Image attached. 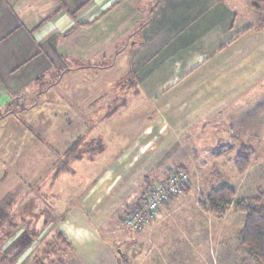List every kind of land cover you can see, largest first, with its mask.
I'll list each match as a JSON object with an SVG mask.
<instances>
[{"label":"crops","instance_id":"crops-1","mask_svg":"<svg viewBox=\"0 0 264 264\" xmlns=\"http://www.w3.org/2000/svg\"><path fill=\"white\" fill-rule=\"evenodd\" d=\"M111 72L109 88L90 90L87 115L68 119L57 148L62 156L80 138L79 154L98 153L43 184L45 210L34 207L32 191L19 204L9 201L13 214L23 204L17 213L35 221L23 224L31 235L64 237L60 249L44 246V261L66 264L69 254L77 264H193L187 252L192 255L193 242L205 233L199 264H260L240 243L244 214L232 205L218 219L214 245L208 244L213 233L206 239L208 227L197 234L193 215L207 216L197 206L204 197L191 195L192 189L185 195L188 186L142 230L126 229L123 217L171 169L197 180L215 171L236 199L264 187V148L256 147L264 140V13L250 0H0V131L18 103L37 105L68 74ZM54 132L46 130L48 141ZM45 145L44 156L55 151ZM244 145L253 152L239 176L234 158ZM6 152L13 151L0 150V172L13 161L4 160ZM68 202L72 206L63 209ZM173 244L179 245L175 259L159 257ZM134 247L145 248L144 258Z\"/></svg>","mask_w":264,"mask_h":264},{"label":"rangeland","instance_id":"rangeland-1","mask_svg":"<svg viewBox=\"0 0 264 264\" xmlns=\"http://www.w3.org/2000/svg\"><path fill=\"white\" fill-rule=\"evenodd\" d=\"M113 75L114 73L112 72L98 75H94L91 73H81L75 75L68 74L64 77V79L59 83L57 87H54V89L51 90L47 96H45V98L39 99L38 104L31 112L23 109V106H19L18 103L14 114L10 119L7 120L5 128L1 129L0 131V150L8 151L11 149L13 151L6 152V155L3 157L7 163L8 161H13L9 164V167L4 166L3 169H1V171L3 172H0V207L7 203L8 205H10L9 201H11L12 199H14V202L17 201L19 204L20 201H24L23 193H30L31 191L34 194V207L38 211H41V209L45 210L48 207V203L46 202V196L42 195V186L43 184L47 183V180L49 182V176L53 173L51 171L54 170L57 161L62 158L60 155H58L61 152L60 140L62 138V128L65 127L68 122V119H74L72 118L73 116H75L76 118L79 116L81 117L82 115H87L88 112L85 110H87L89 104L91 103V97L93 95L92 91L90 90L94 89L95 87H99V85H102V88H104L105 86L109 88V84L112 82ZM58 78L59 75H57L55 78H52L49 82H47L41 87V90H45L54 82L56 83ZM118 91L119 89L117 90L113 88V96H117V94L120 93ZM101 94L104 95V91H102ZM30 105H33V102L27 103L25 106L29 107ZM83 125L84 124H82L81 129L82 132L87 131V129L84 128ZM86 125L87 124L85 123V127ZM47 129H49L50 132L55 129L54 136H52L49 141L48 138L50 135L45 133ZM3 133L4 135L1 136ZM24 133L26 137L24 136ZM7 135L10 136L11 139H9ZM26 139H28L29 142H26ZM26 144H28L29 146H26ZM42 144L44 146H46L45 144H47L50 147L52 145L53 147H55V151H50L51 154L48 153L47 156H44V149L42 148ZM242 147H247V145H244ZM256 147L264 148V140L257 141ZM27 148H29L28 151ZM94 150L96 149L94 148ZM83 151L85 152V150ZM216 153H219V151H216ZM200 158L201 157H197L198 160ZM207 158L210 159L211 157ZM48 161H53L54 164H52L53 166L50 165L49 170L47 171L45 169L47 167ZM205 166L198 165V169H202ZM204 169H206V167ZM230 172H232V168L231 170L228 169L226 173H224V181H226V178L230 177V174L228 175V173ZM234 172L235 174H237L235 166ZM190 173H188V189L190 190V193L187 192L188 194L186 193L185 195H190L192 189L194 190V192H192L191 195L204 197L201 198L199 201L205 200L208 193L212 189H218L223 186V182H217L218 174L215 171L207 170L206 173L200 175L198 180L195 179L193 176H191V178ZM66 176L70 178L69 175ZM202 182H207L210 187L200 188L198 185L201 186L200 183ZM213 184H217V186L213 187ZM37 187H39L40 189H38ZM258 191L264 192V187L258 189ZM11 204L12 205L7 207L12 208L13 203ZM18 204H16L17 209L15 213V218L18 224L20 223L19 218L22 217V219H24V221H22L23 224L29 226L32 222L34 223L33 226H35V221L26 216L29 214L25 212H22L24 214L17 213L20 212V210L23 211L24 209L23 204ZM62 205L63 209L65 210H69V208L72 206V204L69 202L63 203ZM28 206L29 205L26 204L25 208H27ZM197 206L207 216H203L202 218L193 215V228L194 230L200 231L197 232V234L200 236L202 228L208 227V230L210 231V236L206 235V239L208 238V241H210V238L212 236L211 234L213 233V239L208 244L214 245L216 240L219 239L218 235L216 234L218 233L216 230V225L219 223L218 219L222 217H219L213 213L203 211L200 208L199 204ZM231 209H234L233 206L231 207ZM206 221H208V224L206 223ZM178 222L183 223L184 220ZM23 224L19 225L15 234L9 239L6 238V236L4 235L5 232L0 235V249L3 250L2 252H0V254L3 253L5 255V259L0 260L1 264H30L32 252L33 254L37 253L40 257L41 251L43 250L44 246L48 247L49 249L52 248L55 250L57 248L60 249L62 247L60 246L58 241L54 239L53 235L52 237H49L43 232H40L39 230H41L42 228H40L38 230L39 232H37L36 234L33 233L31 235L29 232V230L31 229H27L26 231ZM36 227L39 228L41 227V225L37 223ZM232 227L235 230L237 228L236 225H232ZM43 229V231H47L46 228ZM204 234L202 235L201 239L200 237L197 239L198 243H195V241L193 242L192 247H194V249L191 250L193 251L192 255L191 253L187 252V254H190L189 258L192 257L193 264H199L200 255L204 253L202 252L206 245V241L202 240L204 239ZM6 239L8 240L6 241ZM202 244L205 245L202 247L201 251L200 249ZM167 247L168 248L166 250L161 249V254L159 255V257L167 259L166 257L168 256L169 259H175L179 252V245L173 244L168 245ZM185 251H188L187 246ZM133 253L135 254V256L138 253H141L140 257H143V255L145 254V248L137 249V247H134ZM65 263L77 264V262L70 260L69 254L66 257Z\"/></svg>","mask_w":264,"mask_h":264},{"label":"trees","instance_id":"trees-1","mask_svg":"<svg viewBox=\"0 0 264 264\" xmlns=\"http://www.w3.org/2000/svg\"><path fill=\"white\" fill-rule=\"evenodd\" d=\"M251 6L254 10L262 11L264 13V0H250ZM36 106L35 103H33ZM28 108V106H23V109H31L34 106ZM113 112V111H112ZM111 112V113H112ZM4 115H0V119ZM82 140L77 138L65 151L64 155H62L61 159L57 161L55 164L54 170L51 172L49 176V182L52 184L55 180L64 173H68L70 171V164L74 161L81 162L85 158H92L94 155L98 153L97 150L88 149V155L86 152L81 150L79 154V146L81 145ZM252 155V149L249 147H241L234 159V166L236 173L238 175H243L250 164V158ZM173 170V169H171ZM170 170V171H171ZM183 170V169H179ZM169 171V172H170ZM184 171V170H183ZM169 172L166 173L165 178L163 180L155 181L160 184L164 183L169 177ZM186 172V171H184ZM187 173V172H186ZM188 174V173H187ZM188 183L182 188V192L184 188L187 187ZM145 195L143 196L144 199ZM142 199V200H143ZM141 200V201H142ZM264 194L262 192H258L253 197H248L245 199H236L235 193L232 189L228 187H220L218 189H212L205 200H201L198 202L200 208L209 213L216 214L219 217H223L228 208L232 205L234 210H237L244 214V219L242 221V226L239 232L240 243L247 247L250 254L254 259H256L261 264H264ZM11 205V204H10ZM7 204L0 207V235L4 233L6 238H10V234L14 232L20 224H23V219H20V223L18 224L16 220V215L13 214L7 206ZM137 206V205H136ZM135 206H130L132 208ZM2 232V233H1ZM31 237V236H30ZM54 239L58 241V243L65 242L62 234H55ZM6 239V241L8 240ZM3 250L0 249V252ZM5 255L3 253L0 254V260L5 259ZM46 257H42L35 253L31 255L30 264H56L55 261H49L48 263L44 260ZM1 264V263H0Z\"/></svg>","mask_w":264,"mask_h":264},{"label":"built area","instance_id":"built-area-1","mask_svg":"<svg viewBox=\"0 0 264 264\" xmlns=\"http://www.w3.org/2000/svg\"><path fill=\"white\" fill-rule=\"evenodd\" d=\"M167 180L160 184L151 183L148 193L137 206L128 208L123 217V226L132 231H139L151 224L157 217L160 208L171 197L182 194V188L188 183L189 176L186 172L173 169Z\"/></svg>","mask_w":264,"mask_h":264}]
</instances>
